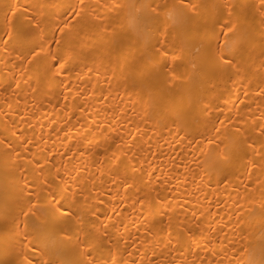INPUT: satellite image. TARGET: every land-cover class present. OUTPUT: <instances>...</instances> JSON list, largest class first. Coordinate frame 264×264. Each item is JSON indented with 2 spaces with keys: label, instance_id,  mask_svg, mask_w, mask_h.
Returning a JSON list of instances; mask_svg holds the SVG:
<instances>
[{
  "label": "bare ground",
  "instance_id": "bare-ground-1",
  "mask_svg": "<svg viewBox=\"0 0 264 264\" xmlns=\"http://www.w3.org/2000/svg\"><path fill=\"white\" fill-rule=\"evenodd\" d=\"M0 264H264V0H0Z\"/></svg>",
  "mask_w": 264,
  "mask_h": 264
}]
</instances>
